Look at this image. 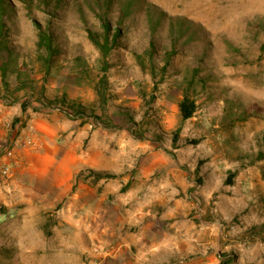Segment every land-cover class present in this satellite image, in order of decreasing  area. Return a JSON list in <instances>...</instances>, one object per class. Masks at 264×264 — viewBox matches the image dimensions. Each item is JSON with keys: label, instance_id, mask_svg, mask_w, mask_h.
I'll return each instance as SVG.
<instances>
[{"label": "rangeland", "instance_id": "obj_1", "mask_svg": "<svg viewBox=\"0 0 264 264\" xmlns=\"http://www.w3.org/2000/svg\"><path fill=\"white\" fill-rule=\"evenodd\" d=\"M0 29V264H264V0H0Z\"/></svg>", "mask_w": 264, "mask_h": 264}, {"label": "trees", "instance_id": "obj_2", "mask_svg": "<svg viewBox=\"0 0 264 264\" xmlns=\"http://www.w3.org/2000/svg\"><path fill=\"white\" fill-rule=\"evenodd\" d=\"M102 25L105 28V36L100 39L96 36V34L93 31H90V39L92 40V42L97 46V48L99 49V51L101 52V55L103 57H105L107 55V53L109 52L111 45L116 42L117 40V34L119 33V28L116 29V32L113 33L111 36H109V32H110V22L108 20H103L102 21ZM38 46L42 47L45 49V51L47 53H49L48 55H52L55 52V46L52 43L51 40V36L50 34L46 33V31L40 30L38 33ZM4 38H5V34L2 31V29H0V50L2 49V47H4ZM2 68H4L3 63H0ZM165 66V65H164ZM195 87V83L193 81L192 78L188 79V83H187V88H185L183 90L182 93V97L180 98V100L177 103L178 106V111H179V115H180V120L181 121H185L186 119L190 118L194 111L196 110L197 104L195 103V99L192 98L190 96L189 92V88ZM96 92L98 94V97H100L101 99V103H105V98H104V93L101 90V88L99 86L96 87ZM70 105L73 104V107H75L77 110H80V106L77 105L76 103H69ZM98 118V117H96ZM112 123H109V125L106 124L107 127L109 128H113L114 125H111ZM178 138V131L174 132L173 134V139L172 142L173 144L176 143ZM186 142L188 143H196L197 140L196 139H186ZM264 158V148L260 149V151H258L257 155H256V159H262ZM100 176H106L109 177L110 175H101ZM226 262H229V259H226Z\"/></svg>", "mask_w": 264, "mask_h": 264}]
</instances>
